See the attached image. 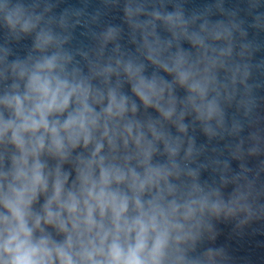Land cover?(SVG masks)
<instances>
[{
  "label": "clouds",
  "instance_id": "clouds-1",
  "mask_svg": "<svg viewBox=\"0 0 264 264\" xmlns=\"http://www.w3.org/2000/svg\"><path fill=\"white\" fill-rule=\"evenodd\" d=\"M34 9L3 0L0 21L13 33H32L42 19ZM125 11L133 15L131 7ZM165 22L186 35L180 13L167 15ZM67 24L62 17L60 26ZM115 32L109 28L105 39ZM210 34L217 40L230 35L221 26ZM187 38L207 51L200 35ZM66 40L40 29L34 44L38 55L0 70V80L12 77L0 94V264H217L220 251H189L202 230L211 231L206 217L244 213L240 223H248L253 217L249 193L237 188L225 202L219 189L201 186L191 169V182L181 181L183 170L176 161L183 141L166 134L161 121L138 119L136 102L157 111L180 133L186 132L181 121L189 107L207 124L221 115L215 100L206 101L212 82L208 71L215 61L201 75L181 52L162 59L159 46L145 37L146 59L190 93L173 121L177 102L172 84L155 72L146 77L143 64L129 61L122 71L133 99L120 91L119 79L116 87L109 85L112 74L119 76L117 61L116 69L93 70L92 77H102V86L94 87L92 77L82 76L77 67L69 69L73 56L61 51ZM204 131L212 134L207 126ZM157 142H163L167 164L152 163ZM77 149L83 151L73 156ZM192 153L189 141L184 160ZM44 156L55 159L56 166L49 168ZM65 163L75 171L71 183ZM41 196L44 203L35 211Z\"/></svg>",
  "mask_w": 264,
  "mask_h": 264
}]
</instances>
